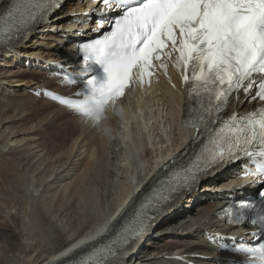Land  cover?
Masks as SVG:
<instances>
[{
  "label": "bare ground",
  "instance_id": "bare-ground-1",
  "mask_svg": "<svg viewBox=\"0 0 264 264\" xmlns=\"http://www.w3.org/2000/svg\"><path fill=\"white\" fill-rule=\"evenodd\" d=\"M9 2L10 0H0V13L6 9ZM81 7L82 5L74 1L68 2L65 9L52 18V22L40 26V31H48L46 34L39 32V34L30 35L26 42L24 39L16 42L14 47L17 52L7 54L10 49L0 52V124L4 121V127L5 123L18 119L26 125L25 127L5 126V131L8 127L10 131L4 135L7 141L5 138L0 139V147L19 148V143L25 139L23 137L19 139L21 135L27 137V135L34 134V136H40L37 137L38 139L35 137L34 142L28 146L26 145L25 153L38 147H41L38 152L47 149L46 153L49 154L63 149L61 158L56 160V162L60 161L58 165L63 168L59 172L56 165L48 171L46 166L41 168L45 159L41 161L43 156L40 157V154L33 156L35 158L39 156L36 161L40 160V163L35 162V167L30 172L32 176H39L40 187H43L40 193L42 204L39 205V217L45 223H51V215L66 208L67 205L71 206L76 201V194L81 196L77 204L80 203V199L89 200L93 204L95 217L89 218L83 213L80 223L75 224V230L71 234L68 232L64 234L59 229L55 230L53 238L60 237L62 246L59 245L57 250H53L48 256L38 260L39 251H36V255L34 252L29 254L37 244L33 239V234L23 237L24 231L30 230L26 222L21 226V220H25L24 208L13 205L12 201H10L11 206L0 205V264H65L70 259L80 256L85 250L98 245L99 241L108 239L110 234H113L120 226L134 202L141 198L153 182L168 170L171 159H176L186 149H189L196 136L195 129L189 130L181 126L185 111L183 96L167 83L161 82L164 89L161 93L159 92L158 96L150 99L153 104L160 105L162 102L166 105L162 109L158 107L149 117L148 123L151 122V126L148 124L149 134L156 133L159 138V141L157 138L154 139V150L145 137L141 141H128L127 139L130 137L129 128L135 129L136 127L130 125L132 122L129 117L131 108L135 109L133 117H136L138 108L145 104L140 101L137 107L130 108V104H133L129 100L132 92L127 98H122L111 106L99 122L76 114L75 117L68 115L70 109L67 107L33 92V89L38 91L41 86H49V83L53 84L49 87L63 89L60 90L62 93L68 89L59 84L58 77L49 74L54 73L52 69L55 68L60 54L66 50L56 42L57 38L63 35L60 33L61 30L57 33L54 30L60 29L59 27L63 24L67 27L73 25L76 31L88 25L93 27L87 14L79 12L84 9ZM85 9L88 10L87 7ZM76 11L77 15H74ZM45 46L52 48L47 49ZM29 60L32 66L28 64ZM15 62L20 64L15 65ZM40 64L49 67L37 68ZM172 75L175 76V73ZM177 85L180 86L178 81ZM254 104V101L245 100L244 94L241 93L237 101L232 100L228 109L223 113L248 110ZM158 116L162 119L159 120ZM152 119L155 121L153 122ZM52 125H58V128ZM137 127L140 128V125ZM42 128L47 132L41 131ZM52 128L56 130H50ZM67 129L70 132L68 137L71 138V141L66 144L67 147L62 148L56 145V142H51L57 139L58 135L64 136ZM119 133L122 134L123 139H120ZM3 134L0 133V137ZM163 134L169 137L172 146L163 143L165 141ZM172 135L174 136L171 137ZM80 137L81 140L76 147ZM39 140L42 141L39 143ZM33 144L34 147L29 150L28 147ZM2 147L0 149V194L21 197L23 196V168L18 164L21 162H17L20 158L16 160L8 158L4 152L8 153L9 150L4 151ZM83 153L88 159L86 162H77L75 157ZM23 157L26 158L25 155ZM72 169L74 175L76 171H80L73 180L61 184ZM233 183L234 180L226 181L212 177L209 181L203 182L195 193L185 195L177 204L176 201L170 203L160 214L155 227L144 236L142 242L126 249L123 255L112 264H176V260L170 258L176 253L193 259L191 253L205 246L206 241L202 237L207 235L205 229L210 228L208 224L212 227L216 225L211 219L215 209L224 203L222 200L213 203L204 201L209 195L227 196L232 192L228 187H232ZM67 189L68 194L64 193ZM198 193L202 196L199 197ZM53 204L54 209H52ZM47 205L48 208H46ZM41 207H45L44 211ZM12 208H15V211H11ZM105 230H111L110 234L101 237ZM32 232L33 230H30L29 233ZM36 246L39 247L40 243ZM68 249L72 251L68 252Z\"/></svg>",
  "mask_w": 264,
  "mask_h": 264
},
{
  "label": "snow or ice",
  "instance_id": "snow-or-ice-1",
  "mask_svg": "<svg viewBox=\"0 0 264 264\" xmlns=\"http://www.w3.org/2000/svg\"><path fill=\"white\" fill-rule=\"evenodd\" d=\"M101 15L117 11L114 20H100L111 30L99 39L80 44L89 67L102 72L81 78L80 99L47 95L81 116L99 122L107 106L115 105L139 78L151 76L165 59L183 73L197 97H206L195 119L189 149L169 165V174L154 181L129 208L115 234L87 254L67 264H109L117 249L150 231L165 208L199 186L201 179L234 162H243L241 174L264 183V107L233 113L222 119L230 97L243 92L247 101L264 102V0H100ZM60 0H10L6 9L13 21L6 29L0 16V47L28 36L33 27L48 23ZM87 69H85L86 71ZM39 94V93H37ZM247 210V211H242ZM237 222L264 233V200L239 205ZM264 241V235H261ZM83 243V241L81 242ZM72 249H68L71 252ZM244 259L225 264H264V242L243 243L234 250Z\"/></svg>",
  "mask_w": 264,
  "mask_h": 264
},
{
  "label": "rangeland",
  "instance_id": "rangeland-1",
  "mask_svg": "<svg viewBox=\"0 0 264 264\" xmlns=\"http://www.w3.org/2000/svg\"><path fill=\"white\" fill-rule=\"evenodd\" d=\"M70 5V4H69ZM45 48H47V49H49V48H52V47H50V46H45ZM53 84H51V83H49V86H52ZM132 106H134V104H130V108L132 107ZM156 107H158V106H156ZM161 108V107H160ZM162 109V108H161ZM131 110L132 111H130V113L131 114H129V117H131V119L130 120H132V122H130V125H133V127H135V129H133V128H129V132H128V134H129V136L130 137H128L127 139H128V141H141V140H143L144 139V137H145V139H148V144L153 148V150H154V139L155 138H157V135H156V133H150L149 134V130H150V126H151V122H149L148 123V121H149V116H151V114L154 112V111H156L157 110V108L152 112V113H150V112H148V110H149V108L148 107H146V106H143L142 108H138V110H137V114H136V117H133V112H134V110L135 109H133V108H131ZM141 110V111H140ZM138 112H139V114H138ZM160 112V111H159ZM68 113H70V114H68ZM68 115H71V116H73V117H75L74 115H75V113L73 112V111H68ZM72 113V114H71ZM150 115H149V114ZM145 114H147L146 116H147V118H146V116H144ZM133 118V119H132ZM137 119V120H136ZM144 119V120H143ZM147 119V120H146ZM158 119H159V116H158ZM162 118H160L159 120H161ZM153 120V122L155 121L154 119H152ZM151 120V121H152ZM143 121V122H142ZM58 122H60V121H58ZM3 123H4V121L3 122H1V124H0V133H2L3 134V132L5 131V126H17V127H20V126H26L25 124H24V122L23 121H20V120H18V119H14V120H12L11 122H7V123H5V125H4V127H3ZM131 123H134V124H131ZM148 124H150V126L148 125ZM28 125H29V123H28ZM140 125V128L139 127H137V126H139ZM143 125V126H142ZM144 125H145V127H144ZM53 127H55V126H57V127H55L56 129L58 128V125H52ZM51 128V127H50ZM55 128H52V129H50V130H56ZM69 129H70V127H69ZM137 129H140V130H137ZM68 130V129H67ZM133 130V131H132ZM10 131V129H9V127H8V129H6V131L4 132V134H3V136H1L0 137V139L1 138H5L4 137V135H6L8 132ZM41 131H46V130H43V128L41 129ZM136 131V132H135ZM141 131V132H140ZM148 131V134H149V136L146 138V132ZM47 132V131H46ZM134 132V133H133ZM139 132V133H138ZM152 132V131H151ZM131 134V135H130ZM140 136H139V135ZM119 135H120V139H123V137H122V134L121 133H119ZM40 135H38V136H34V134H30V136H28L27 135V137H26V135H21V137H19V139L20 138H25L21 143H19V148H16V149H13V148H10V149H8L7 147L6 148H3L2 146V148H3V150L4 151H7V150H9L8 151V153L7 152H4V153H6L7 154V156H8V158H10V159H18V158H20L19 160H17V162L19 161V162H21V163H18V164H20V166H21V168H23L22 169V171H23V176H22V190H23V196H17V197H10V195H6V194H0V205H2L3 207L4 206H6V205H9V206H11L12 204L13 205H17V206H19V207H21V208H24L23 210H25V212H24V217H25V220H21V226L24 224V222H26L27 223V227H29V229L30 230H33V232L32 233H29L30 232V230L27 232V231H24V233H23V237L24 236H29V235H31V234H33V239H34V241L35 242H37V244H35V246L33 247V249L32 250H30V253L29 254H31V253H35V255H36V253L38 252V256H37V259L39 260V259H42V258H44V257H46V256H48L53 250H57L60 246H62V242H61V240H60V237H57V238H53V234H54V231L55 230H57V229H59L60 231H63V233L64 234H66L67 232L68 233H73L74 232V230H75V227L74 226H76L78 223H80V218H81V216L83 215V213L84 214H87V216L89 217V218H94L95 217V215H94V211H93V204L92 203H90V201L89 200H83V199H80V203H78L77 204V200L79 199V198H81V196H80V194H76V201H74V203L71 205V206H68L67 205V207L66 208H63L62 210H60V211H58V212H54L51 216H52V218H51V223H45L44 222V220L43 219H40V217H39V215H40V209H39V205H40V203L42 202L41 201V195H40V193H41V191H42V188L40 187V180L38 179V177L39 176H37V177H35V176H32V173L30 172L31 170H33L34 169V167H35V162H37V163H40V160L39 161H36V160H38V158H39V156L41 157V156H43V158L41 159V161L43 160V159H45V161H44V164L42 165V167L41 168H43V167H45L46 166V170L48 171L49 169H51L52 168V166H54V165H56L57 166V168H58V172L59 171H61L63 168H61V167H59V163H60V161L58 160L57 162H56V160H57V158L58 159H60L61 158V156H62V153L64 152V150L63 149H59V152H55V153H51V154H49V153H46V151H47V149L45 150H43V151H40V152H38V150L41 148V147H38V148H33L34 147V144L32 145V146H29L28 148H29V150L31 149V148H33V149H31L29 152H26L25 153V148L28 146V144H30V143H32V142H34V140H35V137L37 138V137H39ZM68 136H70V132H69V130L66 132V134L64 135V136H57V139H54V137H55V135L52 137L54 140L53 141H51L52 143H55L56 145H59L60 147H67V143L69 142V141H71V138L70 137H68ZM52 138H51V140H52ZM132 138V140H129V139H131ZM139 138H141V139H139ZM6 139V141H7V138H5ZM38 139V138H37ZM126 139V138H125ZM126 139V140H127ZM139 139V140H138ZM80 140H81V137L79 138V140H78V142H77V144H76V147H78V144H79V142H80ZM42 140H39V143L41 142ZM157 141H159V138H157ZM2 142V141H1ZM8 143V142H7ZM50 143V142H49ZM11 144V143H10ZM15 144V143H14ZM152 144V145H151ZM9 145V144H8ZM27 145V146H26ZM58 146V147H59ZM1 147H0V149H1ZM24 149V150H23ZM76 149V148H75ZM62 152H61V151ZM33 152V153H32ZM25 153V154H24ZM86 153V152H85ZM85 153H83V155H80V156H78V157H75V160H77V162H82V161H84V162H86V160L88 159V158H85ZM35 154H40L38 157H33ZM25 155V157L26 158H24L23 156ZM58 155H60V156H58ZM54 156H57V157H54ZM71 157H72V155H71ZM21 158H24V159H22L21 160ZM31 158V159H30ZM85 158V159H84ZM71 160V158L69 159V161ZM36 163V164H37ZM74 163H76V161H74ZM57 168L55 169V171L57 170ZM45 170V171H46ZM80 171V170H79ZM79 171H76V174L74 175L73 174V172H74V170L72 169L71 171H69L67 174L68 175H66L65 176V178H64V180H63V182H61V184H64L65 182H68V181H71V180H73L76 176H77V174H78V172ZM72 174V175H71ZM55 175H56V173H55ZM32 176V177H31ZM41 188V189H40ZM67 192V194H68V189L67 190H65L64 191V193H66ZM63 193V192H62ZM67 194H64L65 196H67ZM4 195V196H3ZM1 196L4 198H1ZM14 198V200L16 201V199H17V203L14 201V200H12ZM8 200V201H7ZM5 201V202H4ZM10 201H12V204H11V202ZM79 201V200H78ZM186 202V201H185ZM16 203V204H15ZM6 204V205H5ZM42 204V203H41ZM55 204V203H54ZM54 204L52 205V209H54ZM184 204H186V203H184ZM43 208H45V207H43ZM43 208L41 207V209L43 210ZM46 208H48V205H47V207ZM65 209V210H64ZM11 211H15V208H12L11 209ZM44 211V210H43ZM32 213H33V215H32ZM78 219V220H77ZM76 220V221H75ZM73 222H74V224H73ZM76 224V225H75ZM80 228V227H79ZM27 233V234H26ZM25 234V235H24ZM40 238V239H39ZM60 240V241H58V240ZM40 243V246L38 247V246H36V245H38ZM57 244V245H56ZM60 245V246H59ZM64 245V244H63ZM43 249H42V248ZM40 248V249H39ZM45 248V249H44ZM37 251V252H36ZM41 254H42V257H41Z\"/></svg>",
  "mask_w": 264,
  "mask_h": 264
},
{
  "label": "clouds",
  "instance_id": "clouds-1",
  "mask_svg": "<svg viewBox=\"0 0 264 264\" xmlns=\"http://www.w3.org/2000/svg\"><path fill=\"white\" fill-rule=\"evenodd\" d=\"M105 131H107V130H105Z\"/></svg>",
  "mask_w": 264,
  "mask_h": 264
}]
</instances>
